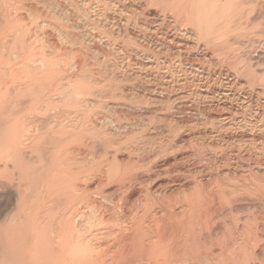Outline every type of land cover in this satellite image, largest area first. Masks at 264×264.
Segmentation results:
<instances>
[{
	"label": "bare ground",
	"instance_id": "bare-ground-1",
	"mask_svg": "<svg viewBox=\"0 0 264 264\" xmlns=\"http://www.w3.org/2000/svg\"><path fill=\"white\" fill-rule=\"evenodd\" d=\"M122 1L0 0V182H17L23 208L22 233L10 245L11 253L24 257L25 264H264V113L249 105L241 113L226 108L224 113L220 101L212 106L214 117L203 105L197 110L202 132L185 136L175 126L173 134H144L157 131L150 119L160 110L149 94L155 89L143 88L142 95L125 86L129 75L115 53L116 59L97 72L86 60L73 62L76 55H99L106 47L135 49L123 41L105 43V34L119 38L132 26L138 9L123 8ZM136 1V6L158 9L161 24L187 35L188 46L200 43L203 57L211 55L208 63L225 65L229 84L258 87L257 94L264 96V61L253 57L264 53V0ZM113 9L124 18L115 21ZM178 108L173 113H180ZM126 112L148 120L123 124L119 118ZM134 135H139L136 147L119 146ZM157 138L164 139L156 148L152 140ZM226 138L241 146L216 155ZM97 141L103 142V153L114 150L98 164L93 152L83 157L73 152L75 158L69 159L71 152L62 146L88 142L92 147ZM186 143L205 146L216 156L198 150L206 169L201 164L192 175L174 173L153 190L151 184L167 172L160 171L166 167L149 168V158L171 157L179 164L184 158L176 156ZM119 153L126 158L118 159ZM113 183L116 200L112 191L102 192Z\"/></svg>",
	"mask_w": 264,
	"mask_h": 264
},
{
	"label": "rangeland",
	"instance_id": "rangeland-1",
	"mask_svg": "<svg viewBox=\"0 0 264 264\" xmlns=\"http://www.w3.org/2000/svg\"><path fill=\"white\" fill-rule=\"evenodd\" d=\"M135 1L134 0H129V1L128 0H123L122 3H120V4H122L121 6H123V8L126 7L127 9H131V8L132 9L133 8L138 9L137 12L134 14V16L132 15L133 16V20H132V23H131L132 26L127 27L126 31L125 32L123 31V34L119 38H114V37H111V36L105 34V43L107 41L109 42V40L111 39V40L115 41V44H117L116 46H119V42L123 41L124 44H128V43L133 44L132 47H134L135 49H133V48L132 49H128V48H125V47L120 45L121 49L122 48L123 49H122V51L119 50L120 51L119 52L118 50L117 51H115V50H111L110 51V48L106 47L105 48V52H103L102 54H99L100 56L97 55L96 53H95L96 55L92 54V56H91V54H88V55L84 54V55H80V56L76 55V56H74L73 62L75 64H78V63H80V61L86 60V63L89 65L91 70L93 72H97L98 69L101 68V65H105V66L109 65L110 64L109 62H112L111 60L113 58L116 59V57L118 56L117 57L118 59L123 60V66H126L125 74L129 75L128 76V78H129L128 80L129 81L123 82V84L125 86L134 87L135 90L138 91V93L142 94V95L146 94L145 91L143 92V90H142L143 88H152L153 87L155 89L154 92H152V93L150 92L149 94L152 95L153 98H154V101H152L153 102V104H152L153 107L156 106L160 110H159V112H157L156 115H154V117H152L150 119H152L154 121V123H155V124L153 123V127L154 126L157 127V131L158 130L159 131L157 132V131L146 130V132H143L144 134L153 133L154 135H156V134H159V133L165 132V131L170 132V134H173V132H171L172 131L171 129L175 128V126H179L177 128L179 129L180 132L182 131V133H184L185 136H187L186 134L191 135L192 132H195V131H196L195 133L202 132V125L201 124L203 123L202 122L203 118L200 115V112H197V110L199 111V110H202V109H206L207 112L209 111L208 113L205 112L207 114V116L214 117L217 112L213 111L214 109H213L212 106L215 103L216 104H220L221 103L220 105L224 106V109H223L224 113H227L229 109H230L229 111L232 110L234 112H236V109H238L239 112L237 111L236 113H241L246 107H249V106H250V109L252 111H255V112L257 111L259 113H264V106H263L264 105V96L262 95L263 97L262 96L259 97V95L257 94V90L259 89L258 87L255 88L254 91L248 90V89H246L244 87H243V90H242L241 89L242 86L240 87L239 84L235 83L233 86H232V84H229L230 81H231L230 78H227L224 75V72H226V70H227L226 69L227 67L225 65H223V64L214 65V63H211V64L208 63L207 59L211 58V55L208 58H206V59L203 57L204 52H203V48L201 47L200 43H197V42L194 41V43H196L197 46H195V47L188 46L189 42H192V40L187 35H185L182 32H179V31H175V30H171V29L168 30V28L166 27L167 25L165 26V24H163V23L161 24V20H160L161 17L159 15L158 9L153 8V6H147V7L146 6H143V7L136 6L137 5L136 4L137 1L136 2ZM140 2L143 3V0H141ZM113 12L111 11V14L113 13L112 15H114V20L115 21L116 20L117 21L120 20L118 16H122L124 18V15L121 14L120 12H117V10L113 9ZM121 22H123V21H121ZM160 24H161V26H160ZM122 25H124V22L122 23ZM146 25H147V27L149 26V28H150L147 31L144 30V28H145L144 26H146ZM108 36L110 38H108ZM53 39L55 40L54 37H53ZM136 47H138V48H136ZM119 53L120 54L122 53L121 54L122 56L119 55ZM114 55H115V57H114ZM89 56L90 57L96 56L98 58V60H99L98 62H100V60L102 62H100L99 64H96V63H94L93 60L90 59ZM76 57H78V59L79 60L81 59V60L79 61ZM88 57H89V59H88ZM253 57H254V59L256 61H264V53L263 52H257ZM130 62H132V63H130ZM125 63H126V65H125ZM133 64H134V66H133ZM205 64H207V65H205ZM211 65L216 67L214 72H213V69H212L213 66H211ZM130 66H131V69H130ZM219 66H221V67H219ZM136 69L139 70L137 72H138V77H140V79L135 77V75H134V71L136 72ZM223 69H225V70H223ZM219 70L222 71V72H220L221 75L218 74ZM185 71H186V73H185ZM258 72H260V69H258ZM196 74H197V76H196ZM139 75H141V76H139ZM187 75H189V76H187ZM213 75H217V76L214 77ZM132 77H135V78H132ZM203 77H204V79H203ZM211 81H212V83H211ZM222 81H224L225 83L222 82ZM150 83H152V84L150 85ZM131 84H134V85L132 86ZM210 84L213 87L210 86ZM215 84H217V85H215ZM222 84L226 85L227 87L222 85ZM229 85H231V86H229ZM235 85H236V87H235ZM140 86H142V87H140ZM165 86H167V87H165ZM138 87H139V89H138ZM166 90H168V91H166ZM156 92H158V93H156ZM209 92H211V93H209ZM159 94H161V95H159ZM210 95H211V97L213 96V98H211ZM158 96H159V98H158ZM216 96H217V99L215 98ZM162 98L163 99L166 98L165 101ZM200 98L203 100V102H202V100ZM207 98H209V100L211 102ZM214 98H215V100H214ZM160 99H162V101H161L162 103L159 101ZM211 99H213V100H211ZM247 99H249V100H247ZM192 100H195V102H193ZM163 101H164V104H163ZM169 102L171 103V105H170ZM196 102L198 104H196ZM168 105H169V108H168ZM202 105H203V108L201 109ZM231 105H232V107H231ZM240 105L241 106L243 105V106L241 107ZM177 106L180 107V108L182 107L183 109L182 108L181 109L178 108V110H180V113H173V111L174 112H178L177 109H176ZM196 107H197V109H196ZM166 108H167V110H165ZM225 108L228 109V110H226ZM168 109H169V111H168ZM170 112H172L173 114L170 113ZM182 112H184V113H182ZM119 115H121V114H119ZM140 115L141 114H132L130 112H126V113H124V116H120L119 121L124 124V123H127V122L130 123V122H134V121H139L140 119H144L146 121L148 120L147 117H145V116L141 117ZM169 115H171L172 117H170L169 120H168V116ZM177 115L178 116L181 115V116L178 117ZM188 115H190V117ZM191 115L193 117H191ZM199 115H200V117H199ZM173 118H174V120H173ZM195 118H196V120H195ZM187 119L188 120H192L195 124H193L191 122L190 123L187 122ZM201 119H202V121H201ZM173 121H174V123H173ZM175 121H177V122L175 123ZM199 121H201L202 123H200ZM179 122H181V123H179ZM183 123L185 125H183ZM189 126L190 127L193 126V127L190 128ZM169 128H170V131H168ZM187 130L189 131V133H188ZM136 135H134L133 138H131L129 140V142H127V143H125V141L118 142V144L119 143L121 144V145L119 144V146H121V147H126V146L132 147L133 146L132 148L136 147L137 143L136 144L133 143V141L136 142L137 139L139 138V135L138 136H136ZM184 135H183V137L187 138ZM157 139H155L154 141L152 140V145L154 144L156 148L160 147L159 143H161L162 142L161 140H163L164 138H161V139L157 138ZM226 140L224 142H222L221 145L219 144L220 147H218V151H217V148L215 149V151L217 153L216 155H219L218 153H220V155H224L225 153L230 152L229 151V149H231L230 147L239 148V146H241V144H238V143L230 145L229 142H228L229 138H226ZM226 142H228V143H226ZM87 143L78 144V143H75V142H71V143H67V144L62 145L63 149L65 151L69 150L72 153V154L70 153L66 157L69 158V159L75 158L73 152H79L80 153L79 156L83 157V156L87 155L86 152L90 151V152H93L94 155H96L97 164L103 162L104 160L106 161L107 159L111 158V155L113 154V151H114L113 150V146L110 149H108L107 150L108 153L105 154V153H103L105 151V146L103 145L102 141L95 142L94 143L95 145L93 144L92 147L89 144H87ZM106 144L108 145L107 141H106ZM154 145H153V147H154ZM185 145H186L185 148H187V149H183L181 151V153L176 156L178 160H179V157L180 158H184V159L181 160L182 161L181 163L179 162V164L174 165L175 163H173V159L171 157H168V158L159 157L157 159L149 158V160H151V162L149 164V166H150L149 168L155 169V168L158 167L157 169H161L163 167H166V169L163 168V170H160V171H161L162 174L167 172V175L164 174L166 177L164 175H162L159 178V180L157 179L156 182H153L151 184V188L153 190L158 188L157 186L161 185L162 183L163 184L167 183L169 181V179L171 178V176L174 175V173H175L174 176L179 175L181 177L182 175L186 176V174H188V173H191V175H192L193 172H197L198 169H202V167H203V169H206V168H204L205 167L204 161L200 160L201 158L198 155L199 153H197L198 150L200 151V149H201L203 151V150L208 149L206 151L207 155H209V156H211L213 158H214V156H216L214 153H212L211 150L209 151V148H205V146H203V148H202V146L200 144L194 143V144H192L193 145L192 146L191 144L186 143ZM189 145H191V147ZM199 145H200V147H199ZM241 148L242 147H240V149ZM72 149H73V151H72ZM240 149H239V151H240ZM192 151H194V152H192ZM193 153H194V155H193ZM122 154L121 153L117 154L118 159L121 160L122 158H126L127 154H125V153H122ZM107 156H109V157L107 158ZM184 156H186L187 158H185ZM149 157H151V155ZM134 158H137V157L134 156ZM195 161H197V162H195ZM199 162H201V163H199ZM158 163H159V165H158ZM201 164L203 165L202 167H200ZM193 165H195V168H194ZM169 172H170V175H169ZM177 172H179V173L177 174ZM16 184H17L16 181H13L11 184H8V185L6 183H4V182H0V264H3V263L4 264H25L24 257L18 256L19 258H17L15 255H13L11 253L12 252V246H10L13 242H15L14 238L16 237V235L18 236V234L22 233V228H21L22 224H21L20 221L23 219V213H22L23 212V208L20 207L22 205L20 204L21 200H19L20 197L18 196V191H17ZM114 186L116 187V183L110 184L106 188L104 187L102 192H104L105 194H108L109 191H112V194H111L112 197L111 198H114L113 200H116L119 197V193L117 195V192H113L114 189H116V188H114ZM169 186H171V184ZM169 186H168V190H169ZM168 190H167V192H169ZM173 191H176V189L173 190ZM128 194H127V196H128ZM128 197L131 198V199H134L136 197V194H133V193L131 194L130 193ZM98 202H99V200L95 199L94 203L98 204ZM244 207H245L244 205H242V207L239 206V209L240 208L243 209ZM19 209H21V210L19 211ZM12 218H13V220H12ZM8 225H10V226H8ZM8 228H9V230H8ZM5 231L7 232L8 235L6 234ZM9 240H10V242H8ZM2 241H3V243H1ZM5 244H6V246H5ZM21 247L23 248L24 245L21 244ZM10 255H12L13 257L11 256V258H9Z\"/></svg>",
	"mask_w": 264,
	"mask_h": 264
}]
</instances>
